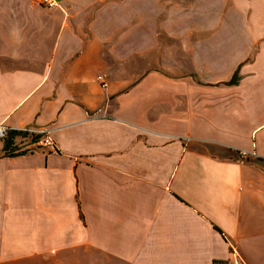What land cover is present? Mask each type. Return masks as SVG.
Masks as SVG:
<instances>
[{
    "label": "crops",
    "instance_id": "1",
    "mask_svg": "<svg viewBox=\"0 0 264 264\" xmlns=\"http://www.w3.org/2000/svg\"><path fill=\"white\" fill-rule=\"evenodd\" d=\"M57 2L0 0V129L55 145L0 134V264H264V0Z\"/></svg>",
    "mask_w": 264,
    "mask_h": 264
},
{
    "label": "trees",
    "instance_id": "2",
    "mask_svg": "<svg viewBox=\"0 0 264 264\" xmlns=\"http://www.w3.org/2000/svg\"><path fill=\"white\" fill-rule=\"evenodd\" d=\"M41 135L29 134L27 132L7 131L2 137L4 141V153L8 157H16L25 155L28 151L19 145L18 140L30 139L32 143L37 142Z\"/></svg>",
    "mask_w": 264,
    "mask_h": 264
},
{
    "label": "built area",
    "instance_id": "3",
    "mask_svg": "<svg viewBox=\"0 0 264 264\" xmlns=\"http://www.w3.org/2000/svg\"><path fill=\"white\" fill-rule=\"evenodd\" d=\"M35 1L38 2L41 6H45L47 8H55L59 5L57 0H35ZM98 82L103 89H106L108 87L107 75H105V74L99 75L98 76ZM6 132L7 131L5 129H0V134L2 137L4 136V134ZM25 132H27V131H25ZM27 133L33 134L31 132H27ZM34 144L41 147V148L46 147V148H50L53 151L55 150V145H54L53 141L48 136H46L45 134L41 135V138L37 142H35ZM233 264H245V263L240 258H237Z\"/></svg>",
    "mask_w": 264,
    "mask_h": 264
},
{
    "label": "rangeland",
    "instance_id": "4",
    "mask_svg": "<svg viewBox=\"0 0 264 264\" xmlns=\"http://www.w3.org/2000/svg\"><path fill=\"white\" fill-rule=\"evenodd\" d=\"M18 141H19V145L22 147V149L24 148L25 150H27V148H28L27 151L35 150V149H37L39 147L37 145L34 146L33 145L34 143H32L30 139H27V140L21 139V140H18Z\"/></svg>",
    "mask_w": 264,
    "mask_h": 264
}]
</instances>
